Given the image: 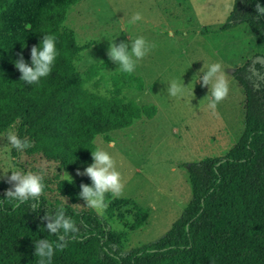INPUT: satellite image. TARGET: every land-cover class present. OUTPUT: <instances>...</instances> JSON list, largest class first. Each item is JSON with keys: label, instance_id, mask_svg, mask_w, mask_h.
Listing matches in <instances>:
<instances>
[{"label": "trees", "instance_id": "trees-1", "mask_svg": "<svg viewBox=\"0 0 264 264\" xmlns=\"http://www.w3.org/2000/svg\"><path fill=\"white\" fill-rule=\"evenodd\" d=\"M83 0H0V134L9 125L19 138L31 142L17 156L41 155L70 173H84L92 163L94 140L129 128L157 114L155 105H140L125 91H142L140 76L101 72L106 62L89 66L86 77L76 71L81 52L75 33L64 28L67 11ZM264 0H234L221 27L240 24L264 42V15L255 5ZM28 24L25 29L20 24ZM45 32L57 35L59 55L51 73L36 84L20 81L13 60L30 49ZM234 78L245 94L244 130L223 157H207L188 165L191 199L164 236L123 253L106 220L93 210L76 211L63 203L64 218L74 227L50 233L59 210L47 195L56 192L70 203L85 202L81 184L90 178L60 180L45 189L36 201L11 205L0 188V264H36L37 239L66 241L52 264H264V58L236 69ZM92 82L94 90L86 86ZM47 214H51L45 219Z\"/></svg>", "mask_w": 264, "mask_h": 264}, {"label": "rangeland", "instance_id": "rangeland-1", "mask_svg": "<svg viewBox=\"0 0 264 264\" xmlns=\"http://www.w3.org/2000/svg\"><path fill=\"white\" fill-rule=\"evenodd\" d=\"M234 0H83L66 14L64 28L75 33L77 44H91L81 52L76 71L86 77L87 69L106 62V78L119 69L109 60L108 43L119 44L136 36L155 43L131 74L140 76L144 89L125 95L140 105H155L157 114L129 128L97 136V148L108 150L121 173L119 197L105 194L107 207L98 213L85 202L70 203L55 191L47 198L70 204L76 211L93 210L107 221L111 235L123 253L158 240L180 217L191 199L188 165L207 157H223L240 139L245 121V94L234 78L236 69L255 59L263 60L264 42L245 24L222 31ZM141 18L131 22L134 13ZM25 29L28 24H20ZM218 62L225 68L229 93L215 108L205 95L210 85L194 83L193 74L202 66ZM202 76L203 73H200ZM189 85L183 97L168 95L170 80ZM86 86L93 89L92 82ZM16 132V127L14 126ZM109 141H115L109 144ZM9 165L41 174L55 188L56 182L90 178L86 173L61 170L41 155L12 154L5 133L0 134V172ZM10 175V172L8 173ZM0 178V188L10 182ZM70 180V179H69Z\"/></svg>", "mask_w": 264, "mask_h": 264}, {"label": "clouds", "instance_id": "clouds-1", "mask_svg": "<svg viewBox=\"0 0 264 264\" xmlns=\"http://www.w3.org/2000/svg\"><path fill=\"white\" fill-rule=\"evenodd\" d=\"M255 9L257 14L264 15V4L256 3ZM226 12L231 11L226 7ZM141 18L139 12L134 13L130 23ZM57 35L51 32H45L39 39L37 45H33L30 49L28 61L25 60L23 53L18 55V58L13 60L14 67L20 73V81L27 84L38 85L42 78L47 77L56 62L59 50L56 47ZM155 47L154 42H150L144 36H136L128 39L126 42L121 41L119 44L115 39L108 43L106 54L112 62L116 64L119 71L125 74H131L136 70L138 62L152 48ZM200 73H203L201 76ZM194 83L197 80L201 81V87L210 85L205 98L208 101V106L215 108L217 102L225 98L229 93V81L225 76V68L218 62L209 63L202 66L192 76ZM189 85L177 80H170L167 86V92L172 97H183L185 89ZM7 142L17 151H22L31 147V142L27 139L19 138L14 130L13 125H9L5 132ZM115 141H109V144H114ZM92 163L84 168L92 183L91 185L81 184L80 197L85 201V204L98 213L103 212L107 207L105 194L110 193L113 198L119 197L123 190L121 181V173L115 167V161L112 154L105 148H95L90 151ZM10 172V175L8 174ZM77 173L80 174L79 169ZM6 183H11V186L5 190V199L11 205H19L29 200L36 201L39 207L37 197L41 196L46 187L41 174L31 171H22L14 165H9L6 172H0V178H5ZM71 180V177L66 173L65 181ZM72 181V180H71ZM58 211L51 223L46 225L50 233H56L58 229H62L66 235H70L69 230L74 227L71 220L64 218L63 202L57 205ZM51 214H47L45 219H48ZM66 246V241L55 242L49 239H37L34 245V256L36 264H52L53 256L57 251L62 250Z\"/></svg>", "mask_w": 264, "mask_h": 264}]
</instances>
